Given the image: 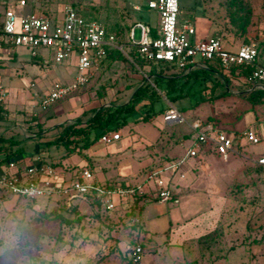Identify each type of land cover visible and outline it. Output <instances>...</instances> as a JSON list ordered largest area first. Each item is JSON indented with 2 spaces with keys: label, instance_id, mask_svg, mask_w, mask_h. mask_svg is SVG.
Instances as JSON below:
<instances>
[{
  "label": "rangeland",
  "instance_id": "rangeland-1",
  "mask_svg": "<svg viewBox=\"0 0 264 264\" xmlns=\"http://www.w3.org/2000/svg\"><path fill=\"white\" fill-rule=\"evenodd\" d=\"M14 1L0 0V12ZM195 2L180 0L186 16L193 17ZM41 5L37 0H28L25 12L35 7L38 13ZM56 6L61 7L59 1ZM238 8L244 14L251 12V24L244 35L231 23V14ZM60 10L43 14L62 22L65 13ZM197 10L199 40L214 32L230 50L246 41L264 42V0H200ZM131 14L134 20L159 27L157 13ZM107 25L120 32L121 49L104 61L88 85L46 110L39 105L41 94L52 84L75 76V55L57 63L53 52L47 49L37 50V57L26 46L4 51L0 85L6 91V99L4 109H0V137L25 145H31V139H39L43 147L41 139L56 135L61 125L74 123L78 118L85 123L90 118L84 114L87 109L99 106L100 102L107 106L126 104L136 90L149 83L161 98L156 110L162 109L163 113L147 122L130 119L128 126L119 131L120 141L104 144L100 140L91 149L70 155L57 145L47 150L39 147L43 150L35 153L50 164L55 162L59 172L70 168L75 173L79 167L88 165L96 169V178L103 184L115 178L138 184L144 179L142 171L146 173L181 155L185 135L192 134L191 125L196 120L238 132L255 117L264 121V104L252 108L238 91L244 90L243 87L233 82L235 86H228L229 94L224 97L199 104L189 98L171 103L154 84L151 71L155 67L135 59L133 47L127 42L130 26ZM136 38H140L139 29ZM165 74L180 75L181 71L173 68ZM31 83L35 86L31 87ZM216 91L218 95L223 88L220 86ZM169 106L178 108L186 122L167 124L164 113ZM75 113L74 120L68 121ZM30 147L25 150L34 152ZM246 151L260 155L264 142ZM11 153L10 145L3 143L0 162ZM241 161L225 174L212 166L200 167L194 173L184 171L182 180L187 178V172L190 174L181 204L149 203L140 229L131 225L130 217L119 213L96 216L89 206V213L67 225L56 215L66 211L62 200L33 201L0 194V264H129L136 243L145 249L143 264H264V167L246 159Z\"/></svg>",
  "mask_w": 264,
  "mask_h": 264
},
{
  "label": "built area",
  "instance_id": "built-area-1",
  "mask_svg": "<svg viewBox=\"0 0 264 264\" xmlns=\"http://www.w3.org/2000/svg\"><path fill=\"white\" fill-rule=\"evenodd\" d=\"M26 7L27 0H17L0 15V61L6 49L17 46L31 48L34 57L38 56L37 50H50L57 63L72 55L76 57L74 80L57 82L40 96L39 105L46 110L88 85L95 72L101 69L109 50H119L121 46L116 35L108 33L103 23L84 16L75 8L67 7L64 20L58 22L46 15L25 12ZM148 8L159 15L158 36L153 37L151 28L144 23H137L129 33L130 44L137 47L140 63L170 64L184 73L207 68V61L220 66L226 73L233 67H250L249 76L240 79L247 86L245 92L264 90V55L260 43L251 41L237 50H230L216 36L196 40V27L189 21L181 23L180 0H150ZM137 29L140 30L139 39L136 38ZM5 98L6 91L0 85V104ZM164 120L169 125L186 122L174 106L166 110ZM191 129L190 142H183L181 155L149 169L138 184H103L90 167L82 168L73 180L66 181L58 177L54 164L38 158L28 165L9 162L7 169L0 173V194L29 200H62L68 207L97 201L104 212L129 211L140 198L143 201L139 211L153 201L178 204L180 198L174 189L175 180L184 176V169L192 160L209 151L228 159L237 153L236 144L258 145L264 138V122L259 129L252 125L240 132H226L213 123L196 120ZM121 138L119 131L110 132L102 136L101 142L109 144ZM257 163L264 166V156L259 157ZM141 224V215L131 219L132 226L140 229ZM144 254L143 245L134 244L129 259L131 264H143Z\"/></svg>",
  "mask_w": 264,
  "mask_h": 264
},
{
  "label": "trees",
  "instance_id": "trees-1",
  "mask_svg": "<svg viewBox=\"0 0 264 264\" xmlns=\"http://www.w3.org/2000/svg\"><path fill=\"white\" fill-rule=\"evenodd\" d=\"M241 9L242 8H238V11L231 14V23L237 28V31L241 35H244L247 32L248 26L251 24V12L247 11L244 14L243 9ZM106 29L108 33L115 34L117 39H119L120 32L118 30L110 27H106ZM151 34L153 37L158 36V30L156 27H151ZM248 43H251V41H246L242 44ZM130 46L133 47L135 59L140 63L141 58L138 54L137 47L131 44ZM260 49L264 55V42L260 44ZM114 52H117V50H109L106 60H108ZM142 64L145 65L147 63L143 61ZM150 65L155 67L151 71V74L154 77V84L165 93L167 99L171 103H177L181 100L189 98L190 100L196 99V104H199L206 99L212 100L215 98H221L229 94V90L225 84L228 86L231 84L235 86L233 83H237L238 86H241L244 89L238 91L244 94L247 102L252 108L259 104H264V90H254L246 93L245 90L247 89V86L240 82V79L249 76L252 72V68L250 67H233L228 73H226L220 66L207 61V68L195 69L188 73L181 71L180 75H166L165 72L169 69L175 68L174 65L165 63H155ZM215 77L217 78V81ZM220 86L223 88V91L216 95V90ZM160 100L161 98L159 97L157 91L149 83L145 82V85L135 91L128 103L120 106H107L105 103L100 102L99 106L91 107L84 111L85 115H90V118L85 123L78 118L74 123L61 125V130L53 137L45 138L46 140L43 141L44 145L42 144L43 147H40L46 148L47 150V148L51 145L63 146L67 150V155L75 153V151L81 152L89 150L101 140L104 134L120 131L128 126L130 119H134L136 122H147L154 116L162 114V109L159 111L156 110V104ZM4 104L5 102L0 104V109H4ZM254 122L257 129H259L260 124L264 121L255 117ZM215 126L219 127L216 124ZM219 128L226 132H238L223 129L221 127ZM185 138L190 137L185 136ZM262 139L264 138L262 137ZM0 143V151L2 150L4 143L10 145V150L12 152L9 157L4 158L0 162V166L16 158L18 155L24 154L25 152V148H17L19 142L13 141L12 139L0 137ZM39 145L41 144L39 143ZM41 150L43 149H40V152ZM141 174H144V171H142ZM127 183L128 182L126 181L120 182L123 186ZM107 184L113 185L115 182H107ZM36 200L38 199H34L33 201ZM48 200L51 201L52 199ZM142 201V198L137 200L129 211H122L120 216L133 218L137 215H141L142 211H139L138 208L142 206ZM89 206L91 207V213L96 216L106 213L101 209L97 201H92ZM63 207L66 211H59L56 215L59 216L67 225H73L75 222L79 221V217L84 214L79 208V203L72 205L71 207H68L64 203ZM66 214L71 215L72 218L68 217ZM129 264H131L130 261Z\"/></svg>",
  "mask_w": 264,
  "mask_h": 264
},
{
  "label": "crops",
  "instance_id": "crops-1",
  "mask_svg": "<svg viewBox=\"0 0 264 264\" xmlns=\"http://www.w3.org/2000/svg\"><path fill=\"white\" fill-rule=\"evenodd\" d=\"M15 1H17V0H15ZM37 1L41 2L43 4V5H41V7H42L41 11L38 12L41 15H46L43 13H58L59 11H61L60 9L64 10V13H65V9L67 7H72V8L77 9L81 14L87 16L88 18H94V19L99 18L98 21L103 23L105 27H109L107 24H110V25L112 24L115 26H117V25L118 26H126L128 24V26H130V31H131V28L134 27L137 23H144L141 20H134L131 13H142V12L143 13H157L156 11L150 10L148 8V2L150 0H37ZM57 1L60 2L62 8L60 6H56ZM198 4H200V0H196V2H195V11H194L193 17L186 16L184 11H182V9H181V13H182L181 19H180L181 23L189 21L196 27V16H197V13H199L197 10ZM8 6L9 5H7L5 7V9ZM27 6H28V0H27ZM25 9H24V11H25ZM34 9H35V7H33L32 10L28 11V12L36 13ZM1 14H3V13L0 12V15ZM157 15H158V13H157ZM46 16H48V15H46ZM146 25H148V24H146ZM148 26L150 28L152 27V25H148ZM158 29H159V27H157V30ZM196 30H197V28H196ZM130 31H129V33H130ZM129 33H128V40H127L128 43H130ZM213 34H214V32L211 33V35L208 38L214 36ZM116 38H117V36H116ZM208 38H205V39H208ZM195 39L199 40L197 37ZM201 40H203V39H201ZM117 41H118V39H117ZM118 43H119V41H118ZM238 47H237V49H238ZM76 74H77V72H76ZM76 74H75V76H76ZM75 76L71 77L70 79L65 80L64 82H59V83H70L74 80ZM54 84H52L50 87H48L47 90L41 94V96L43 94L49 92L52 89V87L54 86ZM225 85L228 88V85L227 84H225ZM32 86L34 87L35 85L33 83H31V87ZM33 94L34 93H32V98L34 97ZM76 116H77V114L75 113L74 116L71 117L68 121L74 120V118ZM57 125H59V124H57ZM252 125H255L254 121L248 127H250ZM248 127H246V128H248ZM191 135L192 134H186L185 136L191 137ZM189 139L190 138H186L185 141L190 142ZM34 140L35 139H31V141L29 140L30 141L29 144H31V145H25L26 143L23 142V143H20L17 147V148H25L28 146L29 147L32 146L33 150H34V152H31L32 154L28 150H25L24 154L16 156V158L12 159L9 162H15L16 164H19V165H28V162H29V164H32L38 158L47 162V160L43 159V157H39L38 155H35L36 152L37 153L40 152V148H39L40 147V145H39L40 141H39V139H37L36 141H34ZM45 140L46 139H41V142H43ZM262 142H264V139L261 141V143ZM253 146L254 145L248 144L246 142H241V143L236 144L235 149H236L237 153L231 154L228 157V159H224L222 156H220L219 154H217L214 151L206 152L202 157L192 160L191 163L189 165H187V167L184 169V171L191 170L189 172L194 173V171L200 169V167L206 166V167L210 168V166H212V168H216V171L218 173L225 174L226 172H230L229 170H231V168H233V166L237 165V163L239 165L242 164L241 159H246V160H249L250 162L257 163V159L259 157L264 156V152L261 153L260 155H255V154H252V153H249L246 151V150L252 149ZM170 160H172V159H167L166 161H170ZM9 162H6L2 166H0V173L7 169ZM52 164L55 165L56 163L52 162ZM84 167H89V166L83 165L82 167H79L75 173L70 172V170H71L70 168H69V170L67 169V170H63L61 172H59L57 170L58 177L60 179L66 180V181H71L77 176L78 172ZM193 169H195V170H193ZM94 171H96V169ZM189 172H187L188 176L185 180H182L181 177H179V176L175 180V184L177 186L176 187L174 186V189L180 198V202L176 205L181 204V195L186 192V189L188 187V184H189L188 180H189V174H190ZM69 175H71V178H69ZM144 175H145V172L141 176L144 177ZM122 181H124V179H116L115 178V180L113 182L120 184V182H122ZM128 183H131V182H128ZM84 203L85 202L79 203V206H80L79 208L84 214H86V213H89V211H88L89 210L88 209L89 204L88 203L84 204ZM161 204H166V203H161ZM89 208H91V207L89 206ZM144 209H145V207L143 208V211L141 214L142 223H143ZM121 212L122 211L106 212L104 214L116 213L115 215H117L118 213L120 214Z\"/></svg>",
  "mask_w": 264,
  "mask_h": 264
}]
</instances>
